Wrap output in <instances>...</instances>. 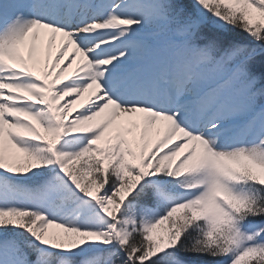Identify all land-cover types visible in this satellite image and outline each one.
<instances>
[{
	"label": "snow or ice",
	"instance_id": "1",
	"mask_svg": "<svg viewBox=\"0 0 264 264\" xmlns=\"http://www.w3.org/2000/svg\"><path fill=\"white\" fill-rule=\"evenodd\" d=\"M0 264H264V0H0Z\"/></svg>",
	"mask_w": 264,
	"mask_h": 264
},
{
	"label": "bare ground",
	"instance_id": "2",
	"mask_svg": "<svg viewBox=\"0 0 264 264\" xmlns=\"http://www.w3.org/2000/svg\"><path fill=\"white\" fill-rule=\"evenodd\" d=\"M73 67H75V66H73ZM71 71V70H70Z\"/></svg>",
	"mask_w": 264,
	"mask_h": 264
}]
</instances>
